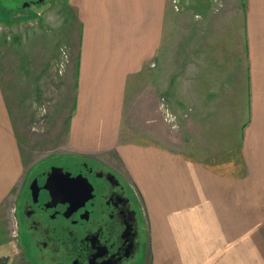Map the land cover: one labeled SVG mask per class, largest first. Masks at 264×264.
<instances>
[{
    "label": "crops",
    "instance_id": "obj_1",
    "mask_svg": "<svg viewBox=\"0 0 264 264\" xmlns=\"http://www.w3.org/2000/svg\"><path fill=\"white\" fill-rule=\"evenodd\" d=\"M221 1L185 0L178 15L170 0H62L54 24L37 13L0 18V46L11 47L0 48V237L11 238L27 171L53 156H25L38 117L61 152L99 161L133 189L142 264H264V0ZM171 49L174 88L161 81ZM141 71L155 72L154 91L172 96L174 111L191 101L192 119L219 120L217 141L170 137L154 91L131 129L128 82ZM241 73L248 117L234 141L231 118L203 115L200 101H226L223 87ZM41 101L51 102L40 114Z\"/></svg>",
    "mask_w": 264,
    "mask_h": 264
},
{
    "label": "flooded vegetation",
    "instance_id": "obj_2",
    "mask_svg": "<svg viewBox=\"0 0 264 264\" xmlns=\"http://www.w3.org/2000/svg\"><path fill=\"white\" fill-rule=\"evenodd\" d=\"M43 2L25 6L35 14ZM50 158L27 171L17 199L19 243L31 263L136 264L144 226L130 185L91 158Z\"/></svg>",
    "mask_w": 264,
    "mask_h": 264
},
{
    "label": "rangeland",
    "instance_id": "obj_3",
    "mask_svg": "<svg viewBox=\"0 0 264 264\" xmlns=\"http://www.w3.org/2000/svg\"><path fill=\"white\" fill-rule=\"evenodd\" d=\"M31 1L37 0H0V18L6 19V22H9L12 17L23 16V19H25L26 17L31 16V14H33L32 11L35 5H31L30 8L25 6ZM184 1L185 0H170V4H173V10L177 11L178 15L180 11H182V9H185V7L182 5L185 3ZM210 1L212 2V0ZM213 1L217 2L218 6L222 5L221 0ZM52 2L47 5L46 1L44 0L41 6H39L40 8L38 9L37 16L40 17V22H43V20L48 21L50 19L51 23L53 21L54 24L55 22H57L54 20V18L62 16V0H55V4H52ZM51 5H53V7L47 9V6ZM168 18L172 20L173 23V16H168ZM44 27V29L49 28L47 26ZM167 42H169V38ZM171 45L173 47V42ZM171 45H169L168 47H171ZM5 47H8L9 51H11V47L7 44L0 46L3 51ZM174 61V52L173 49H171L168 55V64L165 66L166 69H163L164 67L162 68L163 70H165V72L163 76H161L162 84H166V86H170V88H174V81H170V78L173 79L172 76L175 65ZM242 65L243 63L240 66L241 71L243 69ZM155 79V72L148 71H141L130 77V80L128 82V94L130 95V101H127L126 103V111L128 115V124L130 125L131 129H133L134 127L138 128V126H140V124L142 123L139 122L141 120L138 119L142 118L143 114H148L149 108L153 107L151 105L152 101L149 100H151V96L153 95L154 91V85H156ZM232 79L233 76L231 77V79H229L231 85L229 87L224 86L222 89L224 91V93L222 94H225L224 97L226 98V101H215L214 107H207L206 104L202 103L203 101H200V106L202 109L201 113H203V115L205 116L210 115L212 111L214 114H216L217 118H219L218 114L220 113H225V115H228L229 118H231L232 122L230 125V135H232L231 140H234L233 137H235L236 134H239V131H241V128L243 127L242 125L248 117V83H244L242 73L239 76V80L238 77L234 81ZM154 94H156V97H158V109L160 112H162V119L166 122L167 133L170 137L175 140H181L184 142V144L186 143L190 145L200 146L209 145L212 140L217 141V139L212 138L211 135L217 133L215 129H221L219 120H217L216 122L210 121V119H201L197 122L191 118V116L196 112L195 110L193 111V107H191V101H186V109L182 112L179 111L178 113L171 107L172 103L174 102L172 100V96L170 98L169 94L168 96H165L163 94L159 95L157 91ZM142 96H144V98ZM45 102L49 103L51 101H44L43 104H41L39 110H37V112L40 111V114L44 112L46 108ZM165 105L167 106L166 110L164 108ZM162 109L165 110L166 114L162 111ZM207 110H210V112ZM36 118V121H34L33 123L29 122L27 124V129L34 132L39 131V133H36L37 137L32 136L25 139L24 151L28 153V155L25 156L30 158L31 162H33L39 158L44 159L45 157L52 156L54 154L65 155V152H61L65 150L62 147V138L55 136H47L48 138L43 137V133L42 131H40L43 130L44 127L43 121L41 120V118ZM232 124H235V126H232ZM234 129L235 131H233ZM47 160L49 159H46L44 161ZM11 209L13 210V206L11 207ZM17 218V213H14L12 211L10 213L9 221V235L11 238L7 237L5 234L3 235V233L0 237V256L3 255L4 257H6V264H22L24 263L23 261H27L29 263L31 262L29 256L24 252V250H22V245L20 243H17V239H14V221H17ZM144 248L145 246H143L138 258L136 259V264H142L140 258H142L141 256H143Z\"/></svg>",
    "mask_w": 264,
    "mask_h": 264
},
{
    "label": "built area",
    "instance_id": "obj_4",
    "mask_svg": "<svg viewBox=\"0 0 264 264\" xmlns=\"http://www.w3.org/2000/svg\"><path fill=\"white\" fill-rule=\"evenodd\" d=\"M166 105L164 106L165 110H166ZM165 110L162 109V111L165 113ZM166 114V113H165ZM17 234V230H16V226L14 227V230H13V235H16Z\"/></svg>",
    "mask_w": 264,
    "mask_h": 264
}]
</instances>
